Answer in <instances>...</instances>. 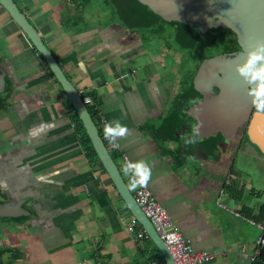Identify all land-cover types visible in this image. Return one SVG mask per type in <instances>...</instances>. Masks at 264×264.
<instances>
[{
  "label": "crops",
  "instance_id": "0c3cea01",
  "mask_svg": "<svg viewBox=\"0 0 264 264\" xmlns=\"http://www.w3.org/2000/svg\"><path fill=\"white\" fill-rule=\"evenodd\" d=\"M14 1L68 79L92 98L98 127L101 114L127 128L115 136L120 149H108L126 184L123 153L132 164L148 165L146 184L194 250L215 255L203 264H252L264 207V182L254 181L252 158H264L244 145L252 138H246L249 128L199 132L188 112L202 95L171 83L177 70H165L168 57L127 32L154 25L139 9L130 27L123 10L115 23L105 21L109 0ZM0 75L6 90L0 98V204L19 205L24 220L11 229L14 235L8 231L0 264H166L151 239L128 233L135 217L72 103L1 4ZM181 93L183 104L174 105ZM7 218L14 226V217ZM138 223L136 231H145Z\"/></svg>",
  "mask_w": 264,
  "mask_h": 264
},
{
  "label": "water",
  "instance_id": "95a60500",
  "mask_svg": "<svg viewBox=\"0 0 264 264\" xmlns=\"http://www.w3.org/2000/svg\"><path fill=\"white\" fill-rule=\"evenodd\" d=\"M140 3L164 20L194 25L202 34L211 28L220 27L236 34L240 51L219 55L201 64L193 85L203 98L191 107L188 114L198 120L197 128L202 134L223 131L228 126H236L241 120L247 122L252 115L253 121H257L260 128L264 124V115L254 112L258 109L254 90L260 81L251 79V71L246 69L247 72L242 73L240 68L247 63L249 53L256 50L258 45H264V0H136V8L139 10ZM0 4L27 35L68 96L98 158L134 217L161 251L166 264H174L168 247L136 203L79 90L68 79L38 30L17 3L14 0H0ZM260 65H264V60L257 61L253 68ZM215 87L219 92L211 95ZM4 90V78L0 75V92ZM21 215L19 205L0 204V218Z\"/></svg>",
  "mask_w": 264,
  "mask_h": 264
},
{
  "label": "rangeland",
  "instance_id": "374dc122",
  "mask_svg": "<svg viewBox=\"0 0 264 264\" xmlns=\"http://www.w3.org/2000/svg\"><path fill=\"white\" fill-rule=\"evenodd\" d=\"M95 5L97 6V1H95ZM109 6L107 5L105 7L106 13L104 18L108 24H111L114 20H117V18H114L116 9L113 8V5L112 7ZM107 11L109 15H107ZM111 14H113V16H111ZM128 30H130L127 31L129 34L136 33L137 37L142 40L143 45H145L146 48H151V53L157 56L160 54L164 56L165 54L168 57L165 61L168 65L165 70H167V72H170L172 68H176L177 70L174 76L171 75L170 82H177L183 92H187V88L190 89L194 87L192 82L203 61L213 58L214 56L227 55L237 51L239 48L237 39L232 30L222 27L209 29L202 34L199 40H196L197 42L194 45H188L186 47L178 40L179 38L177 35L180 29L177 24L171 25L170 22L159 21L152 26H139L138 29L133 27ZM163 42L165 43V48L161 46ZM167 84L169 85V80ZM178 95V98L172 102L174 105L178 103L183 104L182 93ZM247 121H249V119H247ZM245 128H249V132L247 133L248 137L246 138H249L250 133L252 138H250L247 144L244 143V145L249 147L250 144L253 151L255 153L258 152L264 158V128L261 131L257 125V121L251 122L249 126L246 125ZM258 131H261L260 133L262 134L260 138L258 137ZM252 160V165L255 166L253 167V171H257L255 174L252 173L254 181L258 180L260 183L264 182V160L260 158H252ZM22 218L23 217H14V224H11L14 226L7 224L6 219L9 218H0V255L6 256L7 251L5 249L7 245L5 239H7L10 234L14 235L12 230L24 223V220H21ZM10 230L11 232L9 234L8 231ZM253 230L256 231V228H253ZM17 238L21 240L22 237L18 236Z\"/></svg>",
  "mask_w": 264,
  "mask_h": 264
},
{
  "label": "built area",
  "instance_id": "2783aa9c",
  "mask_svg": "<svg viewBox=\"0 0 264 264\" xmlns=\"http://www.w3.org/2000/svg\"><path fill=\"white\" fill-rule=\"evenodd\" d=\"M83 97L84 103L89 107L93 104V100L90 96L84 95L83 91H79ZM99 129L102 139L104 140L107 148L118 150L120 145L116 137L111 138L105 135L104 126L109 123L103 115H99ZM125 166L132 164L126 154H122ZM135 175V169H129L128 171V185L135 198L136 203L141 208L142 212L154 225L158 235L164 241L168 247L174 264H203L214 259L215 255L208 252H196L191 242L185 239L180 233L177 225L174 223L172 217L168 211L161 205L157 198L152 194L147 184L143 186H137L131 188L132 178ZM138 221L136 218L131 219L127 224V231L130 234L135 235L137 240L150 239L146 231H136ZM262 235L258 239L256 247L253 251L251 258L252 264H256L259 257L264 253V226H260ZM96 264H101L100 262Z\"/></svg>",
  "mask_w": 264,
  "mask_h": 264
},
{
  "label": "clouds",
  "instance_id": "9594fccd",
  "mask_svg": "<svg viewBox=\"0 0 264 264\" xmlns=\"http://www.w3.org/2000/svg\"><path fill=\"white\" fill-rule=\"evenodd\" d=\"M264 60V45H258L257 49L253 52L249 53V57L247 63L244 67L240 68L242 73H246L247 71L252 72L251 79L258 80L257 88L254 90L255 97L257 98V108H264V65H260L259 67H254L257 61ZM247 69V71H246ZM127 131V128L120 124L119 121H113L111 123H107L104 126V133L106 136L114 138L116 135H123ZM195 139V136H193ZM135 169V175L132 178V182L130 187L136 188L138 185H145L150 177V168L148 165L143 162H137L135 164H129L124 168L125 173L129 171V169Z\"/></svg>",
  "mask_w": 264,
  "mask_h": 264
},
{
  "label": "trees",
  "instance_id": "16d2710c",
  "mask_svg": "<svg viewBox=\"0 0 264 264\" xmlns=\"http://www.w3.org/2000/svg\"><path fill=\"white\" fill-rule=\"evenodd\" d=\"M109 2H110V5H112L113 3L115 4V6H116V3L119 4L120 8L115 7L116 11L117 10L118 11H120V10L124 11L123 20H124V23L126 26L131 27L132 23H130V22H134V21L136 22V0H134V1L133 0H109ZM122 3H124V7L122 6ZM140 6L143 8V9H141V7H140V15L147 18V21H144L145 23H151V25H152V24H156L159 21H166L163 18H161L160 16L153 13L152 11H150L149 9L145 8L141 3H140ZM120 18H122V17L120 16ZM166 22H169V21H166ZM170 23H171V25L172 24L178 25L180 30L178 32L177 37L179 38L178 40L185 47L188 45L189 46L194 45L197 42L196 40L197 39L199 40V38L202 36V33L200 32V30L194 25L190 26V25H186L183 23H179V22H176V23L170 22ZM192 84H193V82H192ZM191 89H194V87H191ZM4 92H6V90H4ZM4 92H2V93L0 92V98L4 97L3 96ZM189 95H190V92H189ZM193 95L194 94H192L189 97V100H191L193 98ZM90 113L92 114L91 111H90ZM77 117H78V115H77ZM89 141L91 142L90 139H89ZM261 222H262V226H264V207H263L262 212H261ZM256 264H264V253L262 254V256L259 257Z\"/></svg>",
  "mask_w": 264,
  "mask_h": 264
},
{
  "label": "flooded vegetation",
  "instance_id": "af4514ba",
  "mask_svg": "<svg viewBox=\"0 0 264 264\" xmlns=\"http://www.w3.org/2000/svg\"><path fill=\"white\" fill-rule=\"evenodd\" d=\"M233 32V31H232ZM234 33V32H233ZM234 35H235V37H236V39H237V36H236V34L234 33ZM238 43V42H237ZM239 46V45H238ZM240 47L238 48V50L237 51H240ZM237 51H234V52H237ZM234 52H232V53H234ZM229 54H231V53H229ZM228 55V54H227ZM215 57V56H214ZM207 60V59H206ZM219 92V90H218V88H213V90H212V92H211V95L212 94H216V93H218ZM202 98L203 97H201V99L200 100H202ZM254 112L256 113V114H261V115H263V113H264V110L263 109H255L254 110ZM249 121H244V120H241V121H238L237 122V124H236V126H235V124H234V128H240V127H245L246 125H249L251 122H253V115L252 116H250L249 118Z\"/></svg>",
  "mask_w": 264,
  "mask_h": 264
},
{
  "label": "bare ground",
  "instance_id": "6f19581e",
  "mask_svg": "<svg viewBox=\"0 0 264 264\" xmlns=\"http://www.w3.org/2000/svg\"><path fill=\"white\" fill-rule=\"evenodd\" d=\"M220 52V51H219ZM4 241V240H3Z\"/></svg>",
  "mask_w": 264,
  "mask_h": 264
}]
</instances>
